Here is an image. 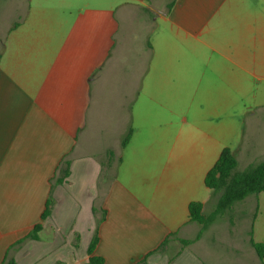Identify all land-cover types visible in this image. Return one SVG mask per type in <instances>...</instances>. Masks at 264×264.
Returning a JSON list of instances; mask_svg holds the SVG:
<instances>
[{
	"label": "crops",
	"instance_id": "crops-1",
	"mask_svg": "<svg viewBox=\"0 0 264 264\" xmlns=\"http://www.w3.org/2000/svg\"><path fill=\"white\" fill-rule=\"evenodd\" d=\"M23 1L47 12L0 41V264H87L94 233L103 264H262L264 192L188 206L223 149L264 164V0Z\"/></svg>",
	"mask_w": 264,
	"mask_h": 264
},
{
	"label": "trees",
	"instance_id": "trees-1",
	"mask_svg": "<svg viewBox=\"0 0 264 264\" xmlns=\"http://www.w3.org/2000/svg\"><path fill=\"white\" fill-rule=\"evenodd\" d=\"M131 130H128L121 141V146L125 147L129 141ZM111 156V153H107ZM68 175L67 170L62 172V177L57 179V183H61ZM204 185L211 191L209 203L212 205V211L205 214L203 204L192 202L188 206L189 219L191 222L201 226H207L213 219L220 216L226 211H230L232 207L239 202L244 201L249 196H257L264 192V164L259 163L248 167L244 171L237 170V162L233 152L227 148L223 149L213 165L207 172L204 178ZM51 191L45 203L44 211L40 216V220H45L50 214L51 209ZM41 230V225L37 224L26 235L24 240H37L38 232ZM250 245L254 249L259 261L264 264V245L257 243L252 238L251 231L249 232ZM21 242V241H20ZM98 242L96 233L87 248L88 262L87 264H103L101 257L93 255L95 246ZM183 245H188L190 241L181 240ZM2 264H16L13 259L4 258Z\"/></svg>",
	"mask_w": 264,
	"mask_h": 264
},
{
	"label": "rangeland",
	"instance_id": "rangeland-1",
	"mask_svg": "<svg viewBox=\"0 0 264 264\" xmlns=\"http://www.w3.org/2000/svg\"><path fill=\"white\" fill-rule=\"evenodd\" d=\"M38 9V11H44L47 12V5L46 3H43L42 5H37L36 2H29V1H23V0H0V41L2 44L7 42H13L14 43V35L8 34V31L10 27L14 26V23L18 22L20 18H24L25 16L31 15L32 11ZM21 16V17H20ZM21 22V21H20ZM28 25V23H27ZM36 25H41L38 21ZM26 26V25H25ZM25 34V33H23ZM42 35H31V37H41ZM247 202L253 203L255 202L254 196H249L247 198ZM246 200V199H245ZM237 204V203H236ZM235 204V205H236ZM234 205V207H235ZM238 207V206H236ZM209 210V209H207ZM237 210H233V216L239 215V212H243V210H240L237 212ZM246 212V211H245ZM236 214V215H235Z\"/></svg>",
	"mask_w": 264,
	"mask_h": 264
}]
</instances>
